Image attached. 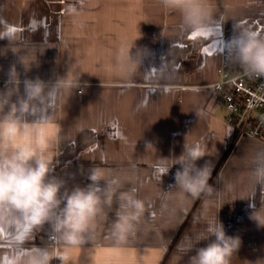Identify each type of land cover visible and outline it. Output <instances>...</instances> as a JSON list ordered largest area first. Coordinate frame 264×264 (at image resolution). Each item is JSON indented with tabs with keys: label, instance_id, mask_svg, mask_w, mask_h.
<instances>
[{
	"label": "crops",
	"instance_id": "1",
	"mask_svg": "<svg viewBox=\"0 0 264 264\" xmlns=\"http://www.w3.org/2000/svg\"><path fill=\"white\" fill-rule=\"evenodd\" d=\"M202 2L211 9L213 29H220L192 40L180 11L162 0H0V91L13 67L21 93L25 79L51 84L70 71L78 81L53 110L59 135L49 149L51 174L71 190L86 186L99 169L105 179L120 181V191L135 187L145 202L127 240L111 235L114 198L84 243L52 264H189L195 254L187 251L189 241L217 215L226 234L241 240L230 264H264V228L250 219L254 208L264 211V186L254 178L264 163V141L241 136L225 156L235 131L214 88L222 69L240 64L228 55L233 26L264 36V0ZM192 147L203 153L197 166L212 170L210 197L181 196L175 186L180 165L170 166ZM161 168L170 169L157 178ZM51 235L45 225L24 247L63 253L66 246ZM0 244L7 245L4 237Z\"/></svg>",
	"mask_w": 264,
	"mask_h": 264
},
{
	"label": "clouds",
	"instance_id": "2",
	"mask_svg": "<svg viewBox=\"0 0 264 264\" xmlns=\"http://www.w3.org/2000/svg\"><path fill=\"white\" fill-rule=\"evenodd\" d=\"M162 2L167 9L179 10L182 22L192 32L214 30L211 9L202 0ZM120 53L126 55L127 49L122 48ZM228 55L250 75L264 76V36L251 28L233 26ZM20 85L13 67L4 90L0 91V236L9 248L0 252V264H52L61 254L67 260V248L84 243L93 221L104 206H112L114 198L118 207L111 235L118 243L127 240L145 212V202L137 197L135 187L120 191L116 177L105 179L99 169H93L88 175L90 183L68 190L65 181L51 174L49 149L59 135L53 110L57 99L71 93L78 81L69 71L51 84L39 78L25 79L22 93ZM202 155L192 147L173 160L170 168L180 165L174 179L181 196L213 195L214 188L209 184L212 170L207 163L203 167L196 164ZM254 178L257 185L264 186V163L257 165ZM250 219L264 228L261 209L254 208ZM45 225L66 246L63 253L38 246L24 247L34 232ZM202 241L209 242L196 248ZM240 244L238 236L226 234L218 215L207 217L204 231L189 241L187 251L195 250L189 264H230Z\"/></svg>",
	"mask_w": 264,
	"mask_h": 264
},
{
	"label": "built area",
	"instance_id": "3",
	"mask_svg": "<svg viewBox=\"0 0 264 264\" xmlns=\"http://www.w3.org/2000/svg\"><path fill=\"white\" fill-rule=\"evenodd\" d=\"M215 93L227 110V121L237 138L249 136L264 141V76L250 75L241 64L221 70ZM54 235L50 240H55Z\"/></svg>",
	"mask_w": 264,
	"mask_h": 264
},
{
	"label": "snow or ice",
	"instance_id": "4",
	"mask_svg": "<svg viewBox=\"0 0 264 264\" xmlns=\"http://www.w3.org/2000/svg\"><path fill=\"white\" fill-rule=\"evenodd\" d=\"M219 29H220V25L217 24V25H216V28H215L212 32H210V33L192 32V35H191L189 38L192 39V40H195V39H197L198 37H204L205 39H208L210 36L216 35V34H217V30H219ZM252 31H253V30H252ZM254 32H255L257 35H260V33H259L258 31H254ZM219 34H220V35H223L222 31H220ZM220 50L223 51V49H220ZM204 51H205V53H206L207 55H212V54H213V53H212V50L205 49ZM92 131L95 132L94 129H93ZM166 173H167V170L164 169V168H161V169L159 170L158 174H157V178H160L161 175L166 174ZM2 237H3V236H0V238H2ZM0 248H6L7 250H5V251H8V250H9L8 246H7V245H3V244H0ZM58 259L63 260V255H62V254L59 255V256H58Z\"/></svg>",
	"mask_w": 264,
	"mask_h": 264
},
{
	"label": "trees",
	"instance_id": "5",
	"mask_svg": "<svg viewBox=\"0 0 264 264\" xmlns=\"http://www.w3.org/2000/svg\"><path fill=\"white\" fill-rule=\"evenodd\" d=\"M236 139H237V136H236V134H234V136H233L232 139H231V142H230V144H229V147H228V149H227V152H226L225 156H227L228 153L233 149V147H234V145H235V143H236Z\"/></svg>",
	"mask_w": 264,
	"mask_h": 264
}]
</instances>
